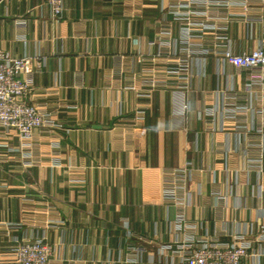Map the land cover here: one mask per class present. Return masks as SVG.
Here are the masks:
<instances>
[{"label": "crops", "instance_id": "obj_1", "mask_svg": "<svg viewBox=\"0 0 264 264\" xmlns=\"http://www.w3.org/2000/svg\"><path fill=\"white\" fill-rule=\"evenodd\" d=\"M63 1L56 22L43 0H0V48L45 58L32 98L56 111L63 126L36 132L31 166L17 150L18 136L12 130L4 138L0 127V229L17 226L0 235V253L17 243L13 236L44 234L62 264H160L159 245L173 240L177 214L162 198L163 170L190 160L196 168L187 183L194 196L187 216L205 217L198 233L230 242L250 227L255 232L264 221V170L247 171L245 143L232 121L211 132L196 116L211 102L206 91L237 88L239 78L206 58L195 90L184 94L194 111L174 115L171 88L142 84L153 75L163 79L165 56L150 41L168 0ZM236 10L229 35L240 53L264 42V0ZM215 186L227 192L225 207L212 195ZM133 245L144 248L136 260ZM261 251L247 264H264Z\"/></svg>", "mask_w": 264, "mask_h": 264}, {"label": "built area", "instance_id": "obj_2", "mask_svg": "<svg viewBox=\"0 0 264 264\" xmlns=\"http://www.w3.org/2000/svg\"><path fill=\"white\" fill-rule=\"evenodd\" d=\"M251 0H168L163 8L159 30L150 41L158 47V55L165 56L163 79L153 75L144 78L142 84L150 90L158 87L171 88L177 98L174 115L186 117L192 111L185 92L196 88V79L203 74V62L208 57L217 60L218 71L235 76L240 80L237 88H225L206 91L211 102L196 112L207 131L223 130L227 121L234 123L236 138L245 143L243 149L244 164L247 171L264 170V42L251 50L236 53L233 40L229 35L230 24L239 17L236 7L248 8ZM51 9L53 20L59 22L64 13L63 0H43ZM247 21H262V17ZM45 63L43 56L29 52L16 56L0 48V127L2 137L12 130L20 140L17 149L25 165L36 162V132H51L62 128L56 118V111L47 110L33 101L34 74L40 72ZM202 64V65H201ZM200 65V67H199ZM182 129L184 127L182 126ZM263 135V136H262ZM59 147L58 141H53ZM5 145L10 151V148ZM192 160L185 164L164 168L162 198L177 207L172 221L173 240L160 244L158 259L160 264H247L248 257L254 259L262 253L264 246V221L258 224L256 231L251 227L246 234H236L230 242H220L216 235L198 233L205 221L190 220L188 208L193 204L194 196L187 188L195 169ZM238 179V176L236 177ZM214 181V180H213ZM212 183H216L215 181ZM234 184L228 186L232 194ZM262 188L255 187V195ZM212 195L218 204L225 207L227 192L215 186ZM11 225V224H10ZM17 227L0 229V235H8ZM17 243L7 253H0V264H62L63 258L57 254V248L48 241L46 235L34 237H11ZM257 244V245H256ZM256 245V246H255ZM138 259L144 248L130 246ZM258 260V259H257Z\"/></svg>", "mask_w": 264, "mask_h": 264}]
</instances>
